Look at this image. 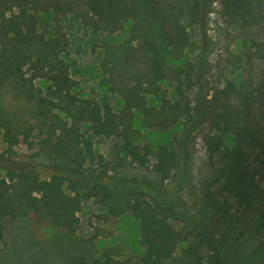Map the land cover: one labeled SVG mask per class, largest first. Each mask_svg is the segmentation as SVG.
<instances>
[{
    "label": "trees",
    "instance_id": "obj_1",
    "mask_svg": "<svg viewBox=\"0 0 264 264\" xmlns=\"http://www.w3.org/2000/svg\"><path fill=\"white\" fill-rule=\"evenodd\" d=\"M217 1L221 17L242 29H264V0H0V137L7 151L21 143L50 159H61L79 174L31 170L0 172V240L4 220L30 216L39 228L74 234L85 201L105 208L98 219L130 213L139 221L140 256L76 254L63 264H235L219 239L206 230L174 227L148 192L115 180L126 167H143L164 182L178 167V138L152 144L133 125L167 131L207 121L230 134L206 135L212 174L204 197L212 205L231 200L244 214L239 237L253 232L260 218L259 177L264 167V67L257 79L229 82L192 99L198 70L183 61L192 45L189 27L200 24ZM74 15L93 31L115 32L130 21L122 68H109L101 84L118 95L115 111L107 101L82 96L68 60L69 40L60 23ZM257 51L264 43L251 38ZM194 101V102H193ZM207 104V105H206ZM97 138H112V156L95 149ZM90 170L86 177L80 171ZM180 249L177 259L175 253Z\"/></svg>",
    "mask_w": 264,
    "mask_h": 264
},
{
    "label": "rangeland",
    "instance_id": "obj_2",
    "mask_svg": "<svg viewBox=\"0 0 264 264\" xmlns=\"http://www.w3.org/2000/svg\"><path fill=\"white\" fill-rule=\"evenodd\" d=\"M213 1L200 24L189 27L192 45L181 60L191 61L198 70L197 84L190 97L210 95L229 82L236 86L257 79L264 67V51H257L251 38L264 43V29L246 30L238 24L227 22ZM69 40L68 60L73 62L70 73L76 90L82 96L109 102L115 111L122 107L121 98L101 84L109 68H122L127 53V38L131 22L115 32L93 31L84 21L68 15L60 21ZM126 69L118 71L123 73ZM194 102V101H193ZM207 105V104H206ZM181 118L167 131L143 127L136 114L134 127L141 133V140L152 144L167 143L176 136L179 150L178 167L170 179L161 182L148 168L126 167L113 175L116 181L132 184L148 192L167 215L171 224L179 229L196 227L212 233L219 239L226 256L235 264H264V167L259 177L260 203L253 232L239 237L244 218L242 211L232 201L220 200L217 206L205 199V185L212 174L206 135L221 136L224 143H233L230 134L212 129L201 120L197 125L184 124ZM114 139L97 138L95 149L107 158L112 156ZM37 146L25 143L7 151L0 137V172L6 169L31 170L46 176L60 172L76 176L78 171L61 159H50L37 153ZM89 177L90 170L80 171ZM105 208L93 200L85 201L78 212L79 226L74 234L54 228H39L34 219L24 216L4 220V236L0 240V264H63L76 254L91 253L100 256L112 248L118 257L140 256L143 248L138 241L139 221L130 213L118 217L98 219ZM182 244L175 253L179 255ZM167 264H174L168 261Z\"/></svg>",
    "mask_w": 264,
    "mask_h": 264
}]
</instances>
